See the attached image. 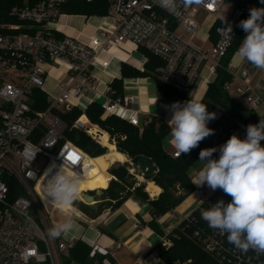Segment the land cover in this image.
Segmentation results:
<instances>
[{
	"label": "built area",
	"instance_id": "1",
	"mask_svg": "<svg viewBox=\"0 0 264 264\" xmlns=\"http://www.w3.org/2000/svg\"><path fill=\"white\" fill-rule=\"evenodd\" d=\"M69 1L0 0V264H77L70 252L82 238L49 234L56 225L50 209L64 210L44 200L42 186L52 163L59 167L64 160L81 162L73 168L83 179L94 166L88 152L65 139L64 115L74 109L86 111L98 102L90 99L88 105L82 104L86 92L104 98L103 119L119 117L141 132L152 121L150 117L142 125L138 111L128 108V104L138 102L136 96L114 98L111 85L98 91L96 68L109 66L100 59L101 52L130 42L162 62L154 74L159 81L191 90L207 71L203 79L209 87L229 56L238 23L249 17L251 8H264V4L248 3L232 10L225 25L217 27V41L204 49L194 44L200 29L197 14L203 11L215 17L216 23L223 22L225 0H193L187 6L180 4L175 13L161 7L158 0H107L110 12L102 18H110L113 28L101 26L85 38L67 35L61 23L62 18L77 16L64 12ZM227 24L232 25V33L222 30ZM246 35L244 32L243 39ZM237 50L228 63L232 79L225 89L231 93L233 85L234 93L245 103L253 108L264 106V89L258 91L251 84L248 65L252 64L241 62L235 55ZM51 78L56 79V91L47 87ZM75 126L82 129L77 121ZM180 156L172 154L173 158ZM198 190L206 196L202 188ZM96 191H84L83 197ZM76 201L84 203L80 197ZM185 219L184 229H192L193 238L222 264H264V253L237 250L228 243L226 234L210 228L201 214ZM161 243L167 249L171 245L164 238ZM92 248V257L96 252L108 255ZM157 257L158 252L153 251L139 262L150 263ZM105 264L111 263L105 260Z\"/></svg>",
	"mask_w": 264,
	"mask_h": 264
},
{
	"label": "trees",
	"instance_id": "2",
	"mask_svg": "<svg viewBox=\"0 0 264 264\" xmlns=\"http://www.w3.org/2000/svg\"><path fill=\"white\" fill-rule=\"evenodd\" d=\"M225 1L227 4H231L234 9L241 8L248 3H260V0ZM64 12L72 15L103 17L110 12V5L107 0H95L92 3H88L86 0H70L65 5ZM220 25H223V22H217L211 31L214 32V29ZM243 36L244 31L236 27L234 44L229 56L225 59L224 66L220 69L217 79L209 86L206 99L203 100L208 105L210 112L216 107H220L225 113L215 123L208 125V127L215 130V134L203 140L199 147L193 149L190 154H182L179 158H173L172 155L166 152L164 140L170 133V127L164 121L157 118H152V121L145 125L141 132L138 127L129 124L119 117L111 116L103 119V109L101 103L98 102L91 103L86 111L74 109L64 115V121L67 124L65 139L75 142L100 163L91 160L94 166L89 176L91 177L93 185L99 183V186L101 184V189H104L101 199L106 202L108 208L110 206H113V208L121 206L134 193L141 196L143 200L151 205L153 219L149 223V226L159 236L173 243L168 249L164 248L162 243L155 246V250L158 252L160 259L159 264H175L176 262L179 264H222L215 256L207 253L193 238L192 229H184L188 223L187 219H183L179 226L169 233H165L159 223V219L167 213L173 212L188 196L196 191V187L192 183L190 171L199 162V153L202 149L210 147L218 148L234 133L243 139L246 136V128L249 124H258L260 119H264V116H260L254 109L237 101L225 89V85L231 82L232 79L227 69L228 63L241 45ZM144 50L148 55V62L146 63V71L142 75L146 76L154 72L162 62L146 49ZM128 69L129 67L124 64V76L130 74ZM110 85L114 92V98L124 96L122 80L116 79ZM158 85L166 90L169 97L176 101L184 102L189 99L188 91L186 90L176 89L159 80ZM84 113L92 124L97 125L103 131L104 136L100 139L102 143L103 137H106L107 144L117 149L118 152L127 155L135 166H137V162L141 158H146L157 166V173L151 180L162 189V193L158 198L151 199L145 191L135 190L137 180L130 173L131 166L129 163H118L117 166L109 169L110 174L113 176L110 183L109 180L111 178L109 173L104 179L107 173V169L104 167L106 163L105 159L109 160V156L107 154L100 158L96 157L104 155L106 153L105 148L97 145L86 132L75 126L77 119ZM81 123H85L84 118L81 120ZM109 140L111 143H109ZM91 143L99 147L98 153L88 150L89 144ZM262 144H264V141H262ZM113 154L116 158L125 160L124 155L116 151H113ZM217 156V152L213 154V158H217ZM93 185L88 191L94 190ZM220 199L225 200V202H230L231 197L223 193L222 190H217L209 197L208 201L202 204V207H210ZM75 205L92 218H96V213L89 206L80 201H75ZM199 215L200 209L198 208L193 212L192 216L199 217ZM184 234L189 235V237H186ZM92 251L93 248L89 244L79 240L70 252L71 260L77 264H105V260L112 263L110 255H103L96 252L92 257Z\"/></svg>",
	"mask_w": 264,
	"mask_h": 264
},
{
	"label": "clouds",
	"instance_id": "3",
	"mask_svg": "<svg viewBox=\"0 0 264 264\" xmlns=\"http://www.w3.org/2000/svg\"><path fill=\"white\" fill-rule=\"evenodd\" d=\"M193 0H158L161 7L178 11L180 4L187 6ZM264 4V0H260ZM247 19L239 22L246 37L239 46L236 56L254 67L264 70V8L253 7ZM226 23L225 18L223 21ZM232 33V25L224 29ZM158 98V97H157ZM157 100V99H156ZM156 103V101H155ZM171 113L170 125L171 146L177 156L190 154L206 138L215 134L208 127L210 121L217 119V113L210 112L208 105L199 98L187 101H176L167 106ZM264 119L258 124H249L246 136L241 139L232 134L223 144L217 147L204 148L199 153L203 166L192 173V183L198 187L207 185L212 191L222 190L231 197L230 202L220 199L210 207L201 208V218L208 226L226 234L228 243L237 250L247 253H264ZM219 152V158L213 154ZM64 163L59 167L52 163L44 173L42 192L44 200L61 208L73 206L81 194V173L73 166L79 164ZM46 181V182H45ZM76 225L69 216L57 223L49 234L54 238L68 236Z\"/></svg>",
	"mask_w": 264,
	"mask_h": 264
},
{
	"label": "crops",
	"instance_id": "4",
	"mask_svg": "<svg viewBox=\"0 0 264 264\" xmlns=\"http://www.w3.org/2000/svg\"><path fill=\"white\" fill-rule=\"evenodd\" d=\"M198 15L201 16V24L199 23L200 29L198 35L204 34V42L199 44H195L194 42V44L200 48L210 49L218 39L217 28L215 27L216 29H214V32L211 31L216 24V18L204 13L203 11H199L197 16ZM87 19L88 17L77 15L62 18L61 23L64 26V29H66L68 33H71V36L81 38L95 34L97 29L101 26L108 27L109 29L113 28V21L110 18L103 19L100 17L101 21L97 27H92V25L90 26L86 22ZM208 22H210L211 25L209 28H207V30H204L203 26ZM90 30L91 32H89ZM194 41H196V39ZM143 48L144 47L138 48L134 44L127 42L113 47L107 51L101 52L99 54L100 59L108 61L109 66L107 68H102L98 65L96 68V76L99 82L98 91L102 92L107 85H110L116 79L122 80L124 96H136L138 98L137 103L133 105L128 104L127 106L129 109L138 111L139 119L142 125H144L145 121L151 117L164 121L170 127L168 121L171 118V113L168 111L167 106L176 102V100L169 97L166 90L159 87L158 79H156L154 75L155 71L146 76L142 75L146 71V61L148 59V55L144 50L145 48ZM124 64L129 67L128 70L130 72V74L126 76L123 74ZM248 66L250 68V80L252 86L258 91L264 89V70L256 68L253 65ZM203 75V78L208 76V72L204 71ZM59 76L60 75H57V73L54 74V77L56 78ZM203 78L193 89H182L188 91L189 99L194 98V96L197 95L202 101L206 99V94L209 87L204 84ZM47 82L48 84L51 83L50 88L47 85L48 89L51 91H56L54 87L56 79L51 78ZM174 88L181 89L177 87ZM230 94L233 95L237 101L245 104L251 109H254L260 116H264V106L253 108L245 103L242 97L237 96L234 91ZM90 99H96L98 103H102L104 101L103 97H98L96 96L95 92L88 91L85 93L81 102L84 105H88L90 103ZM212 112L217 113V119L210 121L208 125L215 123L225 113L220 107H216ZM169 139L170 133L164 140V147L166 152L172 155L174 152H176V150L171 146ZM109 143H111L110 140ZM112 149H114V151L117 153L124 155L125 160H120L118 162V158L112 154L113 150H110L112 152L109 153V167L113 166L114 163H129L131 166L130 173L133 174L137 180L136 186L143 182L147 183V189L144 191L151 199L158 198L162 193V189L151 179L145 181L142 175L139 173L137 166L133 164L127 155L118 152L115 148ZM217 153L218 156L216 159L219 158V152L217 151ZM102 156L104 155L98 156L96 158H100ZM202 166L203 162L201 161L195 164V166L190 171L191 178L192 173L198 172ZM106 169L108 171V167H106ZM107 173L104 179L107 177ZM110 178L111 179L109 180V183L113 179L111 174ZM98 186L99 184L96 183L94 185V189L96 190ZM194 186L196 187V191L193 194L188 196L184 202L173 212L167 213L159 219V223L165 233H169L177 228L183 219L189 217L203 204L205 197H209L215 192L208 188L207 185L198 187L194 184ZM198 188H202L205 191V197L200 194ZM97 191L90 192L89 194L94 196ZM76 216L81 217V214L77 212ZM152 219L151 205L143 200L141 196L134 193L121 206L117 208L110 206L100 215H97L96 218H93L89 227H81V234H77V236L82 238L81 241L91 245L92 247L107 251L108 255H110L112 258L111 264H159V257L150 263H145L143 261L139 262V260L147 254L156 251L155 246L161 243L163 239L149 226V223L152 221Z\"/></svg>",
	"mask_w": 264,
	"mask_h": 264
},
{
	"label": "rangeland",
	"instance_id": "5",
	"mask_svg": "<svg viewBox=\"0 0 264 264\" xmlns=\"http://www.w3.org/2000/svg\"><path fill=\"white\" fill-rule=\"evenodd\" d=\"M232 10H234V7L231 5V4H227V11L225 12V13H223L221 16L223 17V18H227V16H229L230 15V13L232 12ZM100 21H101V19H100V17L99 16H91V17H88V19H87V23L91 26L92 25V27H97L98 26V24L100 23ZM197 21L200 23L201 22V16H197ZM201 24V23H200ZM210 25H211V23L210 22H208V23H206L204 26H203V29L204 30H207V28H209L210 27ZM89 32H91V30L89 31ZM66 34L67 35H69V36H71L70 34V32L68 33L67 31H66ZM203 36H204V34H202V35H198L197 37H196V41H194L195 42V44H199V43H203L204 41H203ZM51 83H47V85L49 86V88H50V85ZM170 86H172V85H170ZM174 87V86H173ZM234 89H235V87L232 85V88H231V91L233 92L234 91ZM103 117V116H102ZM85 119V123H81V120L82 119ZM77 122H79L80 123V127H82V131H84V132H86V133H88V135L95 141V143L97 144V145H100L101 147H103V148H105V150H106V155L108 154V156H109V153L110 152H112V151H110L113 147H111V146H109L108 144H107V138L106 137H103V143L100 141V139L102 138V136H104V133H103V131L97 126V125H94V124H92L90 121H89V119H88V117H87V115L84 113V114H82V116L80 117V118H78L77 119ZM113 151H114V149H113ZM105 154H104V156H105ZM113 154V153H112ZM114 155V154H113ZM103 159H105L104 157H103ZM92 160H94V161H96L97 163H99V161L98 160H96V159H94V158H92ZM118 160V162L121 160V159H117ZM105 161H106V163H105V166L104 167H108V173H109V169L111 168V167H113V166H117L118 164L117 163H114V165L113 166H111V167H109V160H106L105 159ZM108 173H107V175H108ZM88 177H90L89 176V174H88ZM90 187H92V186H90ZM93 187H94V185H93ZM99 188H101V184H100V186H98V188L97 189H99ZM96 189V190H97ZM95 190V189H94ZM86 191H88V190H86ZM82 192H84V191H81V194H83ZM80 194V195H81ZM86 195H88V194H85V196ZM95 196V200L99 203L100 201H102V197H98L96 194L94 195ZM73 207H74V211H57L56 209H50V215H51V218H52V220H53V222L55 223V224H57V223H60V222H62V221H64L66 218H68L69 216H71L73 219H74V222H75V225H76V227H75V229H74V231L71 233V234H69V238H73V239H77V238H79L78 236H77V234H81V227H89V225H91V223H92V217L90 216V215H88L87 213H85L83 210H80V209H78L77 208V206L75 205V203H74V205H73ZM61 208V207H60ZM67 208H69V207H65V208H61V209H63V210H67ZM52 212V213H51ZM80 213L81 214V217H77L76 216V213ZM186 237H189V235H187V234H184ZM178 237H180V236H178ZM191 238V237H190ZM171 243V245L169 246V248L172 246V242H170ZM178 262H176V264H177Z\"/></svg>",
	"mask_w": 264,
	"mask_h": 264
},
{
	"label": "water",
	"instance_id": "6",
	"mask_svg": "<svg viewBox=\"0 0 264 264\" xmlns=\"http://www.w3.org/2000/svg\"><path fill=\"white\" fill-rule=\"evenodd\" d=\"M89 151H94L96 153L99 152V147L93 143L89 144L88 147ZM137 169L139 173L142 175L143 179L145 181H148L153 178V176L157 173V166L152 163L150 160L146 158H141L137 162ZM147 189V183L143 182L135 187L136 191L146 190ZM96 195L98 197H102L103 190L97 191ZM84 204L89 206L96 215H100L104 210L108 208L105 201H100L99 203L95 200V196L93 195H86L84 198Z\"/></svg>",
	"mask_w": 264,
	"mask_h": 264
},
{
	"label": "bare ground",
	"instance_id": "7",
	"mask_svg": "<svg viewBox=\"0 0 264 264\" xmlns=\"http://www.w3.org/2000/svg\"><path fill=\"white\" fill-rule=\"evenodd\" d=\"M102 75V74H101ZM100 75V76H101ZM103 78V77H102ZM206 87V86H205ZM202 90H203V88H202ZM202 92V91H201ZM198 94V93H197ZM194 95V94H193ZM194 98H199V96L197 95V96H194ZM99 184V183H98ZM93 185V182H92V180H91V177H88L87 176V178H85V179H82V183H81V191H86V190H89L91 187L90 186H92ZM95 185V184H94ZM98 191L99 190H102L101 188H99V189H97ZM80 198H83V194H81L80 196H79ZM74 211L75 209L73 208V207H69V208H67V211Z\"/></svg>",
	"mask_w": 264,
	"mask_h": 264
}]
</instances>
